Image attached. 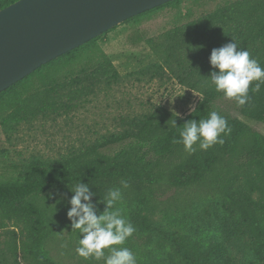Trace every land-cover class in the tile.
I'll use <instances>...</instances> for the list:
<instances>
[{
  "label": "trees",
  "instance_id": "1",
  "mask_svg": "<svg viewBox=\"0 0 264 264\" xmlns=\"http://www.w3.org/2000/svg\"><path fill=\"white\" fill-rule=\"evenodd\" d=\"M16 1L0 0V10ZM106 33L41 66L1 92L0 98L41 71L69 60ZM164 39L166 58L176 65L172 72L178 84L200 95L189 114L178 116L157 106L134 119L131 128L119 135L58 161L27 164L16 178L0 182V220L12 224L8 234L27 264H56L43 247L59 227L60 204L66 202L71 209L77 182L89 187L91 204L107 205V190L121 189L122 200L114 208L121 209L135 227L130 247L146 256L142 264H221V259L232 264L234 259L226 255L221 243L212 241L209 248L203 247L183 232L167 231L156 221L155 214L164 204L162 196L171 191L188 195L190 190L215 197L216 202L205 209L208 212L218 204L227 215L219 225L227 244L247 240L245 254L253 261L240 264H264V135L221 108V102L228 100L244 120L264 123V84L254 92L258 82L253 81L248 102L239 106L217 92L210 81L211 74L218 71L210 64L212 50L231 40L264 68V0L227 3L198 21L170 30ZM113 70L112 64L104 61L89 74L94 82L90 80L67 98L78 101L93 93L96 81ZM63 98V94L50 89L30 95L22 108L31 117L46 116L70 108ZM212 111L224 117L232 129L228 135L221 134L223 144L202 150L198 142L190 153L183 144L173 142L179 140L187 122L207 118ZM121 180H126L129 187L123 188Z\"/></svg>",
  "mask_w": 264,
  "mask_h": 264
},
{
  "label": "rangeland",
  "instance_id": "2",
  "mask_svg": "<svg viewBox=\"0 0 264 264\" xmlns=\"http://www.w3.org/2000/svg\"><path fill=\"white\" fill-rule=\"evenodd\" d=\"M234 1L240 0H179L126 20L69 60L41 71L0 98V182L16 178L27 164L58 161L119 135L131 128L134 119L157 106L178 116L189 114L200 95L178 84L172 72L176 65L166 58L164 37L170 30L198 21ZM104 61H109L114 70L96 81L93 93L70 101L68 94L94 82L89 74ZM50 89L63 94L70 108L35 117L24 112L22 106L30 95ZM221 108L264 135V123L244 120L232 102L222 101ZM188 192L171 191L162 196L164 204L155 214L156 221L167 231L183 232L203 247L209 248L212 241L221 243L226 255L234 259L232 264L252 260L245 254L247 240L227 244L219 226L227 215L220 205L215 204L208 212L205 209L216 202L215 197ZM92 205L97 216L108 210L106 204ZM59 207V227L49 236L43 251L56 264H105L104 259H85L76 253L83 234L72 228L76 218L69 219L66 202ZM12 229V224L0 220V264H27L8 234ZM115 247L129 248L137 264L146 261L144 254L130 247V238ZM104 251L107 256L109 250ZM220 262L230 264L228 259Z\"/></svg>",
  "mask_w": 264,
  "mask_h": 264
},
{
  "label": "water",
  "instance_id": "3",
  "mask_svg": "<svg viewBox=\"0 0 264 264\" xmlns=\"http://www.w3.org/2000/svg\"><path fill=\"white\" fill-rule=\"evenodd\" d=\"M175 0H18L0 10V93L126 20Z\"/></svg>",
  "mask_w": 264,
  "mask_h": 264
},
{
  "label": "clouds",
  "instance_id": "4",
  "mask_svg": "<svg viewBox=\"0 0 264 264\" xmlns=\"http://www.w3.org/2000/svg\"><path fill=\"white\" fill-rule=\"evenodd\" d=\"M210 64L217 72L211 74V84L217 92L224 94L227 99H234L237 105L243 106L249 100V87L257 81L254 92L260 90L264 84V68L258 61L251 58L247 50L238 47L237 42L231 40L219 49H213ZM175 125V120L172 121ZM232 129L227 120L216 111L210 112L204 119L187 122L179 133V140L174 143L183 144L188 152H194L193 145L199 142L202 150H207L215 144H223L221 134L228 135ZM123 188H128V182L121 180ZM74 195L70 201L71 209L67 215L73 220L72 228L79 230L83 238L79 239L76 253L85 259H104L105 264H137L136 257L127 247H115L125 243L135 232V227L122 215L121 209L114 208L122 200L120 188H109L105 199L107 211L97 216L90 203L92 193L85 184L77 182ZM105 249L109 254L105 256Z\"/></svg>",
  "mask_w": 264,
  "mask_h": 264
}]
</instances>
